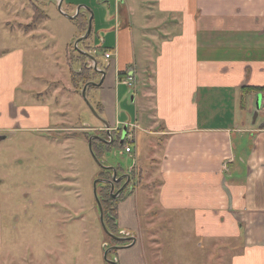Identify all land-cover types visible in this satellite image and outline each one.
Segmentation results:
<instances>
[{
  "label": "crops",
  "instance_id": "obj_1",
  "mask_svg": "<svg viewBox=\"0 0 264 264\" xmlns=\"http://www.w3.org/2000/svg\"><path fill=\"white\" fill-rule=\"evenodd\" d=\"M69 3L74 9L76 5L89 7L102 35L98 34L99 42L82 40L80 46H90L93 51L97 45L105 47L98 58L99 66L109 65L100 85L102 90L95 95L99 100L93 103L107 115L111 129L129 125L134 131L131 154L137 157V168L151 184L146 187L139 181L134 188L136 194L119 203L115 221L120 232L135 234V245L142 239L144 223L148 230L155 228L156 223L148 218L152 213H191L196 234L209 240L233 238L234 245H243L232 258V251L222 250L227 262L264 264V122L251 127L248 118L255 111L257 99L263 101L264 95V90H248L264 87V0ZM22 6L23 2L16 0L0 3V13L6 14L0 29V132L7 134L25 124L43 132L71 125L59 100L54 104L56 113L59 111L57 120L44 102H27L40 101L39 96L45 92L47 99H57L64 93L62 85H66L67 93L77 92L67 77L73 71L79 72L86 60L79 58V53L75 55L69 43L82 37L84 32L79 28L76 33H68L66 40L52 30L40 31L47 18L31 28L16 29L12 22ZM83 10L91 14L85 8L80 12ZM51 37L54 60L44 67L52 73L44 80V89L34 94L29 86L36 87L40 78L27 77L26 61L35 66L36 55L31 48L45 44V39ZM139 44L148 50L142 53V60L136 55ZM106 50L113 52L108 60ZM143 61L151 65L144 70L148 78L144 80L139 121L138 111L137 118L131 112L121 116L118 107L130 90H136L134 82L128 85L122 79L128 71L135 72L136 80V65L143 69ZM133 97L136 100L137 92ZM143 120L149 129L141 126ZM159 123L160 131L155 129ZM87 127L105 130L102 123L96 127L86 124L85 130ZM247 138L249 146L244 144ZM140 143L148 153L140 150ZM143 160L147 162L145 167ZM137 201L143 205L142 222ZM241 229L244 233L239 240ZM118 263L132 264L128 253H123Z\"/></svg>",
  "mask_w": 264,
  "mask_h": 264
},
{
  "label": "rangeland",
  "instance_id": "obj_2",
  "mask_svg": "<svg viewBox=\"0 0 264 264\" xmlns=\"http://www.w3.org/2000/svg\"><path fill=\"white\" fill-rule=\"evenodd\" d=\"M8 1L0 0V3L8 4ZM16 1H22L24 6L21 7L19 13H16L15 20L12 22L16 29L21 26L20 28L24 30L37 23L33 22V18L31 22L29 21L34 13V7L38 5L48 14L40 31L49 32L52 30L60 38L64 37L65 40L68 33H76L78 28L83 31V28L78 26L76 18H70L76 13L78 5L74 9V5L70 4L69 0H64L61 8H59L57 0ZM17 9L19 8L17 7ZM80 13L79 21H85V27H88L91 14L88 15L84 10ZM12 14L13 12H11ZM11 15L9 16L11 17ZM35 17L42 19V12H37ZM5 18L6 14L0 13V29ZM94 18L93 12L91 34L83 42L96 43L99 42V36H102L97 30ZM26 23L28 24L26 25ZM45 41V44L31 48L35 51L37 64L30 66L29 61H26L27 77L40 78L36 87L35 85L29 86V89H33L34 94L44 89V80L48 79L52 73L44 66L48 61L54 60V54L50 49L54 40L51 37ZM75 41L72 40L69 43H71L73 53L77 55L78 49L75 47ZM83 42H79V46H83ZM136 46L137 59L142 60L143 54H146L148 50L143 44ZM104 49L105 47L96 49V55L99 58L103 55ZM156 56L157 53L153 55L154 60ZM75 63L76 61H74L76 69ZM146 63L145 61L141 63L143 69L136 65L139 75L136 80L135 77L132 80L136 90H130V93L122 98L121 105L118 107L121 116L131 112V115H135L137 118L138 111L140 121L142 107L139 106L145 89L144 80L148 78L144 70L151 65ZM87 73L89 74V72ZM69 74L67 78L74 89L73 72L71 77ZM90 77L95 78L93 73L90 74ZM95 79V82H99L101 76L99 78L96 75ZM80 85H82V81H80ZM101 90V86L92 85L88 88L87 95L89 102L106 119L107 115L93 103L99 100L95 95ZM63 91L62 96H58L57 99L52 97L47 99L45 92L43 96H39L40 101H28L27 103L44 102L51 108L52 117L57 120L59 111L56 113L54 104L59 100L62 108L70 115V119L77 122H74V126L89 124L96 127L103 124L84 99L81 91L71 93H67L68 91L65 89ZM134 92L138 94L136 100L133 99L135 98L133 97ZM260 102L262 105V99ZM254 105L256 111V104ZM135 111L136 113H134ZM255 111L248 115L251 127H259L264 122V112L260 108L254 123ZM141 126L144 129H149L150 125L143 120ZM65 127L66 125L61 128L65 129ZM161 127L162 125L159 123L155 129L160 131ZM29 128L25 124L24 127L18 126L12 129L8 133H11L10 135L0 132V264H113L115 259L120 262L123 253H128L132 264H230L223 258L222 250L232 251L229 253L232 258L238 252L237 249L242 248V244L234 245L232 243L233 238L209 240L202 237L201 234H196L191 213L175 215L152 213L148 218L152 223H156L155 228L148 230V225L144 223V233L137 244L129 248L110 251L106 258L105 251L112 245L108 243L106 231L102 227L94 191L95 181L102 178L99 177V174L103 167L98 165L91 154L89 139L88 137L86 139L82 134L84 130L80 129L79 135L78 133L74 134L70 130L71 127H66L67 130H58L64 133L57 134L59 138L55 141L61 140L57 145L48 138L51 135L50 132ZM94 130L87 127L85 132L89 133L90 137L96 134ZM75 135L78 136L75 137ZM139 138L142 142L141 136ZM244 144L249 146V138ZM139 145L140 150L143 149V153H148L146 147H142L141 143ZM125 146L123 147L120 143L115 144L104 156L97 157L105 165L119 167L123 169V172L135 166L138 179L136 183L142 181L144 186H150L151 184L146 182L148 178L143 177L142 171L137 168V157L126 153ZM133 146L134 143L131 147ZM145 161H142L144 167L147 163ZM153 185L155 184L153 183ZM134 190L123 192L122 195L115 198L114 204L118 207L123 198L136 194ZM109 194L112 196L110 191ZM137 207L141 221V217L144 219L143 205L137 201ZM177 218L182 220H177ZM243 233L244 231L241 229L239 240H242ZM208 243L213 244L209 245ZM108 245L110 246L108 247Z\"/></svg>",
  "mask_w": 264,
  "mask_h": 264
},
{
  "label": "water",
  "instance_id": "obj_3",
  "mask_svg": "<svg viewBox=\"0 0 264 264\" xmlns=\"http://www.w3.org/2000/svg\"><path fill=\"white\" fill-rule=\"evenodd\" d=\"M58 1V6L59 8H61L62 6V2L63 0H57ZM81 8H85L87 11H89L91 13V17H90V23L88 25V28L86 30V32L82 35V37H80L79 39L76 40L75 42V47L78 49V53L82 54L85 56L86 60L84 62V66L85 68H88V69H94L95 71L99 72L101 75H102V78L100 80L99 83L97 82H94V81H88L84 87H83V90H82V94H83V97L84 99H86V101L88 102V104L90 105L91 109L94 111V113L101 119V121L103 122V124L105 125V128H106V132H107V135L109 136V140L104 138V137H101L99 135H92L89 137V149H90V152L91 154L93 155L95 161L98 163V165H100L101 167H103L104 169H109L113 172V175H112V178L111 179H97L95 181V186H94V191H95V197H96V201H97V204H98V207H99V211H100V221H101V224H102V227L103 229L106 231V233H108L111 237L117 239V240H120V241H124V240H131L132 242L129 244V245H113L111 247H109L106 251H105V257L107 258L108 256V252H110L111 250L115 249V248H125V247H130L132 245H134V243L136 242L137 240V237L135 234L133 233H126V237H122V236H118L116 235L115 233L111 232L107 225H106V222H105V219H104V209H103V205H102V202H101V199L99 198L98 196V193H97V184L99 182H102V183H107L111 186V194H112V197H119L120 194H121V191H123L126 186L128 185V181H129V174H124L122 176H118V171L117 169L112 166V165H105L104 163H102L99 158L97 157V155L95 154L94 150H93V147H92V141L94 138H97V139H100L101 141L105 142V143H110L111 140H112V129L110 128V124L108 123V121L106 119H104L97 111L96 109L93 107V105L89 102V99L87 97V90L90 86H94V85H99V84H102L103 81H104V77H105V74H106V67H108L109 64H107V66L105 68H101L99 66V59H98V56L96 55V51L94 50H88V49H85V48H82L79 46V42L80 41H84L85 39H87L90 34H91V30H92V18H93V11L87 7L86 5H78L77 7V10H76V13L74 15H71L70 18L71 19H75L79 13H80V10ZM100 45H97V48H99ZM81 71V70H80ZM261 98H258L257 99V102H256V111L254 113V123L258 117V114H259V110L261 108ZM127 128H128V125H125L124 128H123V132H122V139L124 140L125 136H126V133H127ZM123 178H128V180L126 181V183H124V185L119 188L115 193V183L117 182H120ZM113 264H119L117 259H115L113 261Z\"/></svg>",
  "mask_w": 264,
  "mask_h": 264
},
{
  "label": "trees",
  "instance_id": "obj_4",
  "mask_svg": "<svg viewBox=\"0 0 264 264\" xmlns=\"http://www.w3.org/2000/svg\"><path fill=\"white\" fill-rule=\"evenodd\" d=\"M37 6L36 7L33 6L34 7L33 22H35V23L38 20H41V18L39 19V18L35 17V14H37V12H42V17H43L42 19L48 18V14L43 9H41L39 6L38 7ZM80 18H81V13H79V15L76 17V21L78 23V26L82 27L83 32H85L87 30V27H85L86 23H84L85 21L84 22L79 21ZM78 57L81 58L82 60L85 59V56L80 54V53L78 54ZM90 70L91 69H88V68H82V70L79 72L73 71L72 80H73L75 86H78L80 81H82V83L84 84L89 80V74L87 72ZM248 90L262 92L264 90V87H256V88L251 87ZM245 103H246V96L243 93L242 99H241V106L244 107ZM97 111H99V110L97 109ZM87 137L89 139V133H86V139H87ZM111 146H113V144L109 145L107 143H104L100 139H94L92 142L93 150L99 158L104 156V154L111 149ZM117 169L119 171L123 170L119 167ZM99 177H111V172L109 170L102 168L100 171ZM109 189H110V186L108 184L104 183V184L98 185L97 191H98L99 197L101 199V202H102V205L104 208V219H105L106 225L111 232L119 235L121 232H120V229H119V227L115 221L116 216H117V205L114 204V201H116V199L109 195V193H108ZM106 237H107L108 243L110 245L117 243V241L115 239L111 238L107 233H106ZM113 251H115V250H113Z\"/></svg>",
  "mask_w": 264,
  "mask_h": 264
},
{
  "label": "flooded vegetation",
  "instance_id": "obj_5",
  "mask_svg": "<svg viewBox=\"0 0 264 264\" xmlns=\"http://www.w3.org/2000/svg\"><path fill=\"white\" fill-rule=\"evenodd\" d=\"M85 33V32H84ZM94 47H95V45H94ZM88 50H90V49H93V48H90V46L87 48ZM99 58V57H98ZM101 68H105L106 66H103L102 64H101V66H100ZM82 68H85V66L83 65V67ZM82 68H81V70H82ZM107 70V69H106ZM91 72H90V74L91 73H93V75H94V77L96 78V75H98V77L100 78V76H101V78H102V75L99 73V72H97V71H95L94 69L93 70H90ZM89 72V71H88ZM90 74H89V80L88 81H93L94 80V82L96 81L95 80V78H93V77H90ZM127 75H133V76H135V72H132V73H130L129 74V72L127 71ZM101 80V79H100ZM73 81V80H72ZM87 81V82H88ZM86 82V83H87ZM100 82V81H99ZM99 82H97V83H99ZM86 83H82V85H80V83L78 84V86H75V84H74V82H73V85H74V87H75V89L77 90V91H81V93H82V90H83V87H84V85L86 84ZM101 84H97L96 86H100ZM61 89L62 90H64V89H66V87H64V85H62V87H61ZM66 90H68V89H66ZM87 97H88V95H87ZM94 108L96 109V111H97V108L94 106ZM64 112L67 114V112H66V110H64ZM98 113H99V111H97ZM100 114V113H99ZM101 115V114H100ZM70 116V115H69ZM71 120V125H69V124H62V125H58L59 126V128L57 129V130H55V129H53V130H51V131H45V132H50L51 133V135H49L48 136V138L51 140V142H54V144H57L59 141H61V140H58V141H55V139H58L59 137L57 136V134L58 133H64V132H59L58 130H67V128L66 127H68V128H70L71 127V129L70 130H72L73 131V133L75 134V133H78L79 131H80V129H82V130H84L83 131V135H84V137L86 138V133L87 132H85V125L84 126H80L79 124H76V126H74V122L75 123H77L76 121H74L73 119H70ZM73 124V125H72ZM64 125H66V127H65V129H62L61 127L62 126H64ZM123 128L124 127H119L118 129H112V140H111V142L110 143H107V144H109V145H115V144H121L123 147L125 146V144H126V136H127V134L129 133V132H131L132 131V129H131V127L128 125V128H127V133H126V136H125V138H124V140L122 139V132H123ZM75 130H77V131H75ZM105 130H106V128H105ZM105 130H101V129H95L94 130V132H96V134L95 135H99V136H101V137H104V138H106V139H110L109 138V136L107 135V132L105 131ZM105 131V132H104ZM43 132V131H42ZM104 132V133H103ZM80 133H78V135H79ZM78 135H75V137L76 136H78ZM7 137V136H6ZM73 137V136H72ZM73 139H74V137H73ZM94 139H97V138H94ZM93 139V140H94ZM93 142V141H92ZM105 143V142H104ZM58 145V144H57ZM116 168V167H115ZM117 169V168H116ZM106 170H109V169H106ZM110 172H111V177H102L103 179H111L112 178V175H113V172L111 171V170H109ZM117 171H118V176L117 177H119V176H122V175H124V174H129V181H128V185L126 186V188L123 190V191H121V194L123 193V192H125V191H133V189L135 188V186L137 185V183H136V180H138L137 178H136V172H135V166L132 168V169H130V170H128V171H126V172H123V171H119L118 169H117ZM128 180V178H123L120 182H117V183H115V191L114 192H116L119 188H121L123 185H124V183H126V181ZM100 184H104V183H102V182H99ZM105 184H107V183H105ZM109 185V184H108ZM110 186V185H109ZM97 188H98V184H97ZM109 191H110V193H111V186H110V189H109ZM109 191H108V193H109ZM97 193H98V191H97ZM120 194V195H121ZM110 195V194H109ZM98 196H99V194H98ZM111 196V195H110ZM112 197V196H111ZM100 198V197H99ZM113 198H115V197H113ZM108 234V233H107ZM109 235V234H108ZM116 235H118V234H116ZM110 236V235H109ZM118 236H122V237H126V234H123V233H120ZM111 237V236H110ZM111 238H113V237H111ZM113 239H115V238H113ZM116 241H117V243H115V244H112V246L113 245H123V244H129V243H131L132 241L131 240H124V241H119V240H117V239H115ZM110 245H108V247H109ZM115 249H117V250H119L118 248H115ZM114 250V249H113ZM113 250H111V251H113ZM119 262V261H118Z\"/></svg>",
  "mask_w": 264,
  "mask_h": 264
},
{
  "label": "built area",
  "instance_id": "obj_6",
  "mask_svg": "<svg viewBox=\"0 0 264 264\" xmlns=\"http://www.w3.org/2000/svg\"><path fill=\"white\" fill-rule=\"evenodd\" d=\"M105 58L108 60L113 56V52L112 51H108L106 50L104 53ZM134 76L133 75H128L126 78L122 79V81L128 85H133L132 80H133ZM263 101H262V105L264 108V95H262ZM135 142V135H134V131H131L127 134L126 136V143L127 145L125 146V152L131 154L133 152V147H131V145Z\"/></svg>",
  "mask_w": 264,
  "mask_h": 264
}]
</instances>
